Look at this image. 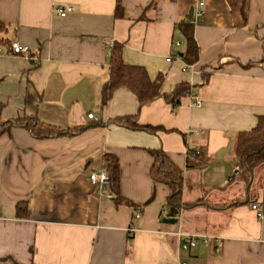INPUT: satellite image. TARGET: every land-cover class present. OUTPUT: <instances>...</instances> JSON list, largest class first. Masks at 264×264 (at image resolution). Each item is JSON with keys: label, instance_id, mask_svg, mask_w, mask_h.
I'll list each match as a JSON object with an SVG mask.
<instances>
[{"label": "crops", "instance_id": "0c3cea01", "mask_svg": "<svg viewBox=\"0 0 264 264\" xmlns=\"http://www.w3.org/2000/svg\"><path fill=\"white\" fill-rule=\"evenodd\" d=\"M115 3L0 0L9 41L0 46V122L35 117L72 129L47 138L20 127L0 134V264H172L185 256L190 264H264V217L251 208L264 214V165L246 182L233 148L264 114V0H121L120 18ZM58 5L73 11L57 16ZM192 7L199 58L187 65L175 55L184 49L177 24ZM13 41L30 56L8 51ZM114 43L126 64L161 77L160 96L139 106L118 87L101 106ZM181 83L189 93L171 105L163 96ZM221 148L228 150L217 157ZM155 149L180 170L183 202L200 203L167 207L168 186L150 174ZM105 154L118 161L119 204L89 179ZM19 202L25 217L16 215ZM179 233L218 242L187 254Z\"/></svg>", "mask_w": 264, "mask_h": 264}, {"label": "trees", "instance_id": "16d2710c", "mask_svg": "<svg viewBox=\"0 0 264 264\" xmlns=\"http://www.w3.org/2000/svg\"><path fill=\"white\" fill-rule=\"evenodd\" d=\"M114 16L120 18L123 16L121 0H116ZM7 26L0 19V46L9 41L3 39ZM177 30L184 42V49L177 51L185 64L191 65L197 62L199 58V48L194 38L193 22L191 19H183L178 22ZM10 44V43H9ZM161 77L152 80L146 69L138 65L126 64L122 57V45L114 43L109 54V76L108 80L102 85L100 92V104L105 106L114 90L118 87H125L130 90L137 98L139 106L145 104L151 99L160 96ZM189 93L187 83L178 84L171 93L165 94L164 99L171 105H175L177 99ZM1 109V105H0ZM122 119V118H121ZM126 121L132 120L131 116L123 118ZM135 128L148 131H156L158 127L133 123ZM13 127L27 129L37 138H47L55 135L68 134L72 129H62L39 121L35 117H24L0 122V134L9 132ZM77 131L80 128H75ZM234 155L237 159V165L242 170L246 182L251 179L252 171L260 165H264V114L257 116L255 125L249 129L240 131L236 134L234 142ZM196 152L189 150V154ZM153 162L151 166V178L156 183H162L168 186L169 195L167 197V207H193L200 203H184L182 200V174L175 164L166 156L161 149L149 151ZM103 169L107 172L109 183L108 188L113 194L114 201L119 204L122 198L119 192V167L115 156H103ZM132 204V203H129ZM15 212L17 217H25L27 213V203L19 202L16 204Z\"/></svg>", "mask_w": 264, "mask_h": 264}, {"label": "built area", "instance_id": "2783aa9c", "mask_svg": "<svg viewBox=\"0 0 264 264\" xmlns=\"http://www.w3.org/2000/svg\"><path fill=\"white\" fill-rule=\"evenodd\" d=\"M201 4L202 3H200V5ZM53 11L57 16L63 17L68 12L73 11V7L70 5H68V6L58 5V6L54 7ZM177 45H178V43H177ZM8 51H10L12 54H15V55L30 56L29 47L27 45L20 44L16 41H13L8 45ZM191 100L195 106H200L202 104L201 100L195 95H193V96L191 95ZM87 116H88V118L92 119L94 117V114L92 112H89L87 114ZM195 132L199 133V131H195ZM198 154H199L198 151L191 153V155H198ZM239 170H240V168L237 166V170L235 171V173H238ZM89 179L93 184H98L99 186H105V185L108 186V183H109L108 174L104 169L98 173H96V172L90 173ZM107 197L112 199L113 194L110 192L107 194ZM251 208L253 210H255L256 215L259 219L264 217V214L260 210V208L258 207L257 203H252ZM135 216L139 217L140 212L137 211ZM178 237H179V250L181 252H184L187 254L190 252L191 249L195 248L198 245V243H201L205 247H209L211 240L218 242L217 238L211 239L209 236H206V235H194V234H187V233H179ZM214 250L217 252L219 251V249L217 247H215ZM172 264H190V258L188 256L178 257L177 259H175L173 261Z\"/></svg>", "mask_w": 264, "mask_h": 264}, {"label": "water", "instance_id": "95a60500", "mask_svg": "<svg viewBox=\"0 0 264 264\" xmlns=\"http://www.w3.org/2000/svg\"><path fill=\"white\" fill-rule=\"evenodd\" d=\"M192 14H193V7L190 8L188 14L186 15V18L190 19L191 16H192ZM228 148H229V147H228ZM228 148H221L220 150H218V151H217V157H221V154H222L223 152L227 151Z\"/></svg>", "mask_w": 264, "mask_h": 264}, {"label": "rangeland", "instance_id": "374dc122", "mask_svg": "<svg viewBox=\"0 0 264 264\" xmlns=\"http://www.w3.org/2000/svg\"><path fill=\"white\" fill-rule=\"evenodd\" d=\"M252 189V188H251ZM198 244H201V243H198Z\"/></svg>", "mask_w": 264, "mask_h": 264}]
</instances>
